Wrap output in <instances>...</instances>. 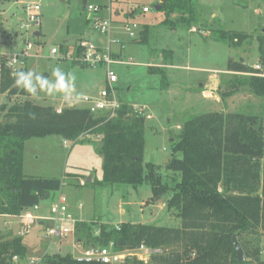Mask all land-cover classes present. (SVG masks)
Wrapping results in <instances>:
<instances>
[{"label": "rangeland", "instance_id": "rangeland-1", "mask_svg": "<svg viewBox=\"0 0 264 264\" xmlns=\"http://www.w3.org/2000/svg\"><path fill=\"white\" fill-rule=\"evenodd\" d=\"M83 1L86 6L91 5L98 10H83ZM119 1L110 0L109 4L108 0H0V58L18 54L24 42L30 41L32 50L25 67L11 72V77L20 71L31 72L33 88L32 92H28L19 84L15 93L11 92L13 86L0 93V108H8L16 101L24 100L56 110L71 104L86 108L80 102L81 97L96 98L101 90L107 88L106 68L103 64L78 66L76 61L80 56L76 54L77 47L87 42L95 48L103 46L105 50L108 38L99 35L92 22L101 19L109 5L112 20L116 18V9L122 7L123 11H128L145 5L149 13L143 14L136 9V15L128 23L137 26L136 34L146 30L147 43L132 44L124 31L122 33L111 27L112 52L119 48L115 39H126L128 43L124 56L115 60L122 63L112 65L111 70L117 78L114 85L117 100L145 118L143 165L156 166L162 182L170 184L166 181L169 173L165 166L172 158L173 145L179 141L183 125L190 119L227 111L255 115L264 122V98L251 94L246 76L226 72L229 60L240 59L245 66L253 68L257 65L264 72L257 41L264 31V0H193L195 22L190 26L177 21L173 26L163 25L165 15L163 11L155 10L157 0H121L122 5ZM31 4L40 6L41 24L35 30L40 33L39 38L33 36L34 31L26 32L20 28L24 18L23 8ZM131 12L132 16L135 11ZM214 31L244 33L250 38L233 48L215 41L211 35ZM52 49L57 51L56 55L51 54ZM160 64H172L173 67H156ZM150 67L162 68L164 80L159 73L150 72ZM55 68L61 71L62 88L57 87V77L53 74ZM209 76L218 77L220 85L215 93L220 103L203 97L200 84ZM43 79H47V84L42 86L40 81ZM232 86L238 89L235 94L229 93ZM99 147L98 138L74 143L59 137L31 139L24 144L23 173L28 177L63 178V195L77 203V207L80 203L84 204V211L96 219L94 222L112 228L123 223L180 227V219L166 208L168 195L153 200L149 184L144 183L137 188L99 184L102 180ZM89 179L94 183H90ZM81 181L84 186H79L78 191L73 190L72 184L77 182L80 185ZM54 197L52 195L40 202V210L45 216H49ZM13 224L11 228L0 218V237L13 238L23 233L26 246L31 243L37 245V250L30 252L33 257L39 258L42 253L62 256L71 253L65 242L62 247L58 242L50 243L45 232L47 223L39 229L37 220L24 225L18 217ZM241 245L243 252L258 248L257 257L264 259V238H259L257 232L242 237ZM164 252L153 251L152 254ZM143 254L134 252L127 259L139 260ZM143 262L150 264L149 257ZM28 263L26 258L13 259L12 262ZM39 264H45V261L42 259Z\"/></svg>", "mask_w": 264, "mask_h": 264}, {"label": "trees", "instance_id": "trees-1", "mask_svg": "<svg viewBox=\"0 0 264 264\" xmlns=\"http://www.w3.org/2000/svg\"><path fill=\"white\" fill-rule=\"evenodd\" d=\"M157 1L159 11L165 15L163 25L173 26L177 21L190 26L195 22L193 0ZM211 35L215 41L233 48L250 38L230 31H214ZM257 41L264 64V31ZM145 43L147 35L143 29L135 44ZM80 53L78 46L77 56ZM4 61L0 59V63ZM76 63L82 66L78 60ZM149 70L159 73L164 80L162 68ZM226 72L246 76L251 94L264 98V73L245 66L242 59L229 60ZM15 79L16 75L12 78L10 70L2 65L0 93L12 86L11 92H17L19 85H14ZM237 91L232 86L229 93ZM1 114L0 216L19 217L55 195L61 187L62 180L58 178L24 175L26 141L59 137L74 143L98 138L102 158L99 184L137 188L147 183L153 200L168 195L166 208L181 224L178 228H167L123 223L117 229L97 222H80L75 227L78 241L99 247L112 243L118 252L135 251L141 246L165 251L152 254L150 264H264V259L257 257L256 247L244 250L245 261L239 263L232 244V237L236 236L242 246L241 238L252 232L264 238V122L258 116L222 112L202 114L187 121L165 166L168 184L162 182L156 166L143 165L145 118L124 103H120L112 119L76 105L58 111L25 100L1 107ZM96 231L98 235L94 236ZM25 256L22 238L0 237V264H12L14 258ZM43 260L45 264H87L75 261L70 254L46 255ZM121 264L144 262L126 259Z\"/></svg>", "mask_w": 264, "mask_h": 264}, {"label": "built area", "instance_id": "built-area-1", "mask_svg": "<svg viewBox=\"0 0 264 264\" xmlns=\"http://www.w3.org/2000/svg\"><path fill=\"white\" fill-rule=\"evenodd\" d=\"M97 7L91 5L85 6V11L87 12H96ZM24 18L20 23V28L24 31H34L39 28L41 24V14L40 6L38 4L26 5L23 8ZM143 13H148L149 9L144 7L142 9ZM93 29L99 34L106 36L108 41L110 40V32L112 23L110 17L106 19H97L92 22ZM137 26L135 24H127L123 26V30L130 39H135L138 37L136 34ZM33 33V34H34ZM81 48L80 58L78 61L87 67H96L100 64H103L106 68V84L107 88L100 91L99 95L96 98L81 97L80 102L86 105V109L89 110L91 114L99 115L106 114L107 119H112L116 116V113L120 107V103L117 100L114 85L117 82L116 75L111 70V66L116 62L111 57V52L109 48L99 51L97 48L89 45L87 42H83L79 45ZM32 50V44L30 41L24 42L23 49L15 55L4 56V64L0 63V70L2 65H4L10 72L22 69L25 67L29 53ZM51 54L56 55L57 51L55 49L51 50ZM1 59V58H0ZM256 70H259V67H255ZM73 105V104H72ZM71 105V106H72ZM60 111V110H58ZM80 186H84V182L79 183ZM64 183L62 178V183L59 191L55 194L54 201L50 206L49 216L45 218H36L30 212H25L19 216L20 222L24 225L33 224L34 220L47 222L48 226L45 229L46 237L50 240V243L53 244L57 241L64 240L67 236L75 237V227L79 220H77L69 211L68 200L65 195L62 193ZM81 204L79 208H81ZM34 211L38 210V206L33 208ZM118 229V227H116ZM98 235V231L95 232L94 236ZM74 248L77 250L75 254L72 255L73 259L79 263H98V264H121L128 257L134 255V252L144 253L139 257L140 261H144L147 257L152 255L151 250L146 249L141 246L135 251H122L118 252L114 250L113 244H109L107 247H99L93 245H87L82 247V243L76 240ZM46 256L44 254L42 257L36 259H29L28 264H39L42 259ZM17 260V258H14Z\"/></svg>", "mask_w": 264, "mask_h": 264}, {"label": "crops", "instance_id": "crops-1", "mask_svg": "<svg viewBox=\"0 0 264 264\" xmlns=\"http://www.w3.org/2000/svg\"><path fill=\"white\" fill-rule=\"evenodd\" d=\"M109 2V4H110V0H108ZM121 1V0H120ZM119 1V3H121V5L122 4H124L123 3V1H121L120 2ZM106 5V4H105ZM120 5V4H119ZM105 8L107 7V6H104ZM144 7H147V6H145V5H142V6H140V7H138V8H133V9H130V10H128V11H123L124 9H122V7L120 8V6H119V8L120 9H116L115 10V12H114V15H115V19L114 20H112L111 19V9H110V5H109V7H108V9L106 8V10H108L107 12H106V10L104 11L105 12V15L104 16H101L100 18L101 19H106V18H108V17H110V20H111V23H112V26H113V30L116 28V31H118V30H120V31H122V33H124L125 31L123 30V26H125V25H127V24H129L128 22L132 19L133 20V18H134V16L136 15V12H137V10L136 9H138L139 11H141V13H143L142 12V9L144 8ZM85 10V9H84ZM131 10L132 11H135L134 13H133V15L131 16V14H132V12H131ZM131 12V13H130ZM149 13V12H148ZM143 14H147V13H143ZM143 30V29H142ZM141 30V31H142ZM124 31V32H123ZM140 31V32H141ZM40 34V33H39ZM115 35V34H114ZM125 36H126V38L128 39V40H131V42H132V44H135V41H136V39H137V37L135 38V39H129V37L127 36V34L125 33ZM39 37H40V35H39ZM116 41H115V43L119 46V48H118V50L117 51H115V52H112V50H111V45H112V43H114L112 40H111V37H110V40L108 41V43H107V46H106V48L108 47L109 48V50H110V52H111V57H112V59H114V60H119V59H121L123 56H124V53H125V45H126V43H127V40L126 39H124V40H120L119 41V39H115ZM128 44V43H127ZM103 47V46H102ZM102 47H98L97 49L99 50V51H103L104 49L102 48ZM105 48V49H106ZM78 66H80V65H78ZM257 66V65H256ZM256 66H254L253 67V69H255V67ZM156 67H164V68H172L173 67V65L172 64H167V65H163V64H160V65H157ZM259 67V66H258ZM256 70V69H255ZM258 71H260V72H263L262 71V69L259 67V70ZM264 73V72H263ZM229 74V73H228ZM229 75H232V74H229ZM219 80H218V77H216V76H209V77H207L205 80H203L202 81V83L200 84V87H202V90H203V92H202V94H203V97L204 98H206V99H212V100H214L216 103H220L219 102V100H218V97H217V95H216V91L218 90V88H219ZM72 105V104H71ZM225 113H228L227 111H225ZM89 182L90 183H94V181H92V180H90L89 179ZM80 185H78L77 184V182H74L73 184H72V188H73V190H75V191H78L79 189H78V187H79ZM66 198H67V200H68V204H69V211H70V213L77 219V220H79L80 222H83V223H91V222H94L96 219L95 218H92L91 217V215L89 214V213H86L85 211H84V204H82V203H80L81 204V208H79V205H78V207H77V203H75V202H72L70 199H69V197L68 196H66ZM26 212H30L34 217H36V218H45V217H47V216H45L42 212H41V210H40V204L38 205V210L37 211H34L33 209L32 210H28V211H26ZM25 213V212H24ZM0 218H2L4 221H6V224H8L9 226H11V228H13V223H14V221H15V219H17L18 217H8V216H0ZM11 223V224H10ZM45 223H47V222H41V221H38V227H39V229L40 228H43L44 226H45ZM48 224V223H47ZM16 237H20V238H22V243H23V246L25 247V249H26V256H25V258H26V260H29L30 258H32L34 255H30V252L32 251H35V250H37V245L34 243H31V244H29V247L28 246H26L25 244H24V235H23V233H21V234H19V236H16ZM76 238L75 237H73V236H67L64 240H61V241H57L58 242V244H59V246H61L62 247V243L63 242H65L64 244H65V247L67 248V250H70L71 251V253H66V254H70V255H73V251H75V253L77 252V250L74 248V245H75V242H76ZM30 246L32 247V248H30ZM83 246H86V245H84L83 243H82V247ZM39 247V246H38ZM65 254V255H66ZM44 254L42 253L41 255L39 254L38 256H40V257H42ZM33 258H36V257H33ZM17 260H18V258H17Z\"/></svg>", "mask_w": 264, "mask_h": 264}, {"label": "clouds", "instance_id": "clouds-1", "mask_svg": "<svg viewBox=\"0 0 264 264\" xmlns=\"http://www.w3.org/2000/svg\"><path fill=\"white\" fill-rule=\"evenodd\" d=\"M53 74L57 77V87L58 88H62L63 87V83H62V74L59 68H55L53 70ZM32 73L28 72L25 73L23 71L17 72L16 73V79H15V83L16 84H22L23 87L28 91V92H32L33 88H32V83H31V77ZM41 85H45L47 84V79H43L40 81Z\"/></svg>", "mask_w": 264, "mask_h": 264}, {"label": "water", "instance_id": "water-1", "mask_svg": "<svg viewBox=\"0 0 264 264\" xmlns=\"http://www.w3.org/2000/svg\"><path fill=\"white\" fill-rule=\"evenodd\" d=\"M85 6H86V2L83 1V2H82V9H83V10L85 9ZM159 9H160V7L157 5V6L155 7V10H156V11H159ZM39 35H40V34H39L38 32H35V33L33 34V36L36 37V38H39ZM232 244H233V248H234V251H235V254H236L237 261H238L239 263L244 262V261H245V256H244V253H243V251H242V249H241V246H240L239 242L236 240V236H233V237H232Z\"/></svg>", "mask_w": 264, "mask_h": 264}]
</instances>
